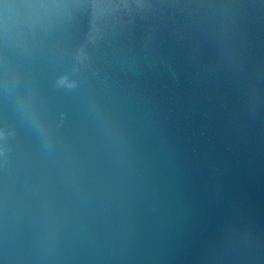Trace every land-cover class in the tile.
Segmentation results:
<instances>
[{
	"label": "water",
	"instance_id": "water-1",
	"mask_svg": "<svg viewBox=\"0 0 264 264\" xmlns=\"http://www.w3.org/2000/svg\"><path fill=\"white\" fill-rule=\"evenodd\" d=\"M0 264H264V0H0Z\"/></svg>",
	"mask_w": 264,
	"mask_h": 264
}]
</instances>
